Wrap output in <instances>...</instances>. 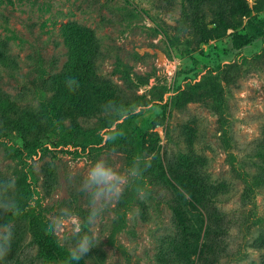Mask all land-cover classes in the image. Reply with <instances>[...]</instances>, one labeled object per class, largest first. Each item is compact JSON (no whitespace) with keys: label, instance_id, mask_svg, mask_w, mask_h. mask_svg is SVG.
I'll return each instance as SVG.
<instances>
[{"label":"rangeland","instance_id":"rangeland-1","mask_svg":"<svg viewBox=\"0 0 264 264\" xmlns=\"http://www.w3.org/2000/svg\"><path fill=\"white\" fill-rule=\"evenodd\" d=\"M245 1L248 17L214 0H0V42L16 58L15 70L0 67V90L20 106H43L53 93L42 82L70 70L62 27L74 24L93 35L83 98L117 101L89 116L48 119L32 149L0 140V180L16 178L21 208L0 211L13 234L0 264H58L37 238L67 250L72 217L83 222L89 212L79 190L89 166L102 159L123 172L137 156L142 169L144 160L151 166L84 225L100 240L70 264H209L182 260L167 174L206 185L201 236L208 225L211 264H264V0ZM221 12L227 26L204 41ZM39 55L55 68L41 66Z\"/></svg>","mask_w":264,"mask_h":264},{"label":"trees","instance_id":"trees-1","mask_svg":"<svg viewBox=\"0 0 264 264\" xmlns=\"http://www.w3.org/2000/svg\"><path fill=\"white\" fill-rule=\"evenodd\" d=\"M224 3V10L239 17L250 16V9L245 0H214ZM227 20L222 12L218 15V21L214 30L202 35V28H198V33L207 41L215 39L219 35V29L227 26ZM66 36V42L70 48L71 57L68 64L70 70L67 73H60L52 76L49 80L43 81L42 86L45 91L53 93V96L46 100L42 106H20L18 97H12L0 90V140L14 139L19 151L32 149L39 141L42 131L49 125L48 119L53 118L56 122H63L67 119H74L79 116H89L100 111L102 104L112 101L117 104L116 97L96 98L85 101L83 98V86L87 81V72L91 70L94 53L92 51L93 35L84 28L74 24H66L62 27ZM4 47L0 50V67L4 70L16 69V58ZM38 63L43 67L55 68L56 63L46 60L39 55ZM8 75H11L8 72ZM69 79H73L75 84H69ZM49 116V117H48ZM37 122V125L34 124ZM33 124V125H32ZM32 129V130H31ZM33 131V133H29ZM16 132L15 137L13 132ZM139 133L140 130L138 129ZM165 173L168 171L165 169ZM192 177L185 175L171 176L166 175V182L175 190V198L171 204L172 213L178 234L182 239V260L189 262L193 258L198 262L208 261L209 264L216 258V253L212 252L211 244L206 242L210 230L205 226V233L201 236L204 227V217L201 207L207 199V192L204 185L197 187V183ZM38 246L42 255L47 259H53L62 264V257L68 253L66 247L58 244L51 236H38ZM202 239V242L200 240Z\"/></svg>","mask_w":264,"mask_h":264},{"label":"clouds","instance_id":"clouds-1","mask_svg":"<svg viewBox=\"0 0 264 264\" xmlns=\"http://www.w3.org/2000/svg\"><path fill=\"white\" fill-rule=\"evenodd\" d=\"M69 84H75L73 79H69ZM141 158L134 157L131 166L123 172L118 171L105 160L93 162L80 185V191L88 197L89 212L83 222L77 217H72L74 223L71 226V240L68 245V261H79L82 256L87 254L95 247L100 239L95 232L86 231L84 225H93L109 205L119 203L124 195L125 188L134 181L143 178V171L150 167V161H143L141 167ZM16 178L9 177L6 180H0V211L18 215L21 208L15 199ZM136 192L139 198L146 195L144 188L137 187ZM34 199L30 202L34 206ZM57 228L62 226L61 218L54 221ZM13 234L10 225H0V260H4L10 250Z\"/></svg>","mask_w":264,"mask_h":264}]
</instances>
